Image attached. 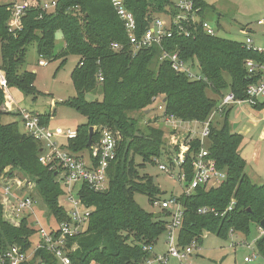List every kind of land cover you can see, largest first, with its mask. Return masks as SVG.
I'll use <instances>...</instances> for the list:
<instances>
[{"label": "trees", "instance_id": "1", "mask_svg": "<svg viewBox=\"0 0 264 264\" xmlns=\"http://www.w3.org/2000/svg\"><path fill=\"white\" fill-rule=\"evenodd\" d=\"M26 1L28 7L21 17V28L16 30H10L7 23L12 3L0 4V68L5 71L7 86L33 98L40 94L34 86L35 72L23 69L26 49L31 43H35L40 60L61 58L62 65L68 56L76 55L78 62L70 74L76 94L65 103L84 116L86 122L76 126L75 138L62 146L74 154L89 152L86 143L91 126L94 128L91 144L98 141L101 128L119 134L116 156L107 169V188L91 191L85 183L80 188L78 194L82 203L92 212L85 230L68 240L72 249L68 256L72 264H141L150 255L144 247L153 248L165 232L167 220L161 217H168V213L162 211L155 218L156 214L140 208L134 200V193L142 192L153 204L158 194L153 178L137 172L134 157L140 156L143 162L150 160L161 155L164 146L163 130L150 123L139 126L144 111L153 104L154 96L160 95L162 117L166 120L173 117L182 122L202 123L223 95L231 93L236 98H246L248 84L259 80L262 74L250 73L245 62L249 59L263 65L264 53L246 48L244 41L230 40L217 32L209 36L199 27L194 38L173 33L160 44L139 49L132 56L123 22L116 15L111 0H57L52 10H43L41 0ZM195 2L200 8V18L205 19L204 12L213 7L206 0ZM124 4L134 15L138 26L136 34H139L151 18L165 11L168 0H124ZM57 32L63 37L64 46L55 55ZM113 42L123 47L114 51L110 46ZM163 51L177 52L181 59L196 63L202 78L193 81L176 72L169 61L159 60ZM99 70L101 81L97 79ZM207 89L216 98L209 97ZM90 92L98 98L85 100V93ZM230 107L221 111L224 118L218 128L213 120L210 122L206 146L218 168L225 170L226 178L216 187L198 186L190 195L177 197L184 208L177 232L178 244L182 247L192 240L201 244L205 230L218 237H226L230 231L247 235L252 224L259 227L264 218V184L255 183L244 172L246 163L239 152L241 135L233 131L227 121ZM252 107L263 110L264 100ZM4 114L18 115L15 106L8 109L0 87V173L8 178L21 174L33 181L47 210L57 223L62 222L67 217V206L64 208L60 202L65 196L57 180L59 169L42 165L38 160L41 143L24 132L23 127L21 130L15 119L3 123ZM49 116L38 114L42 125L47 126ZM184 145L189 148L180 169L187 184L192 179V157L201 144L199 138H193L187 139ZM175 148L177 150L178 146ZM168 160L174 163L172 158ZM231 200L233 208L226 211ZM204 206L213 208L215 213H198ZM30 216L15 218L0 203V252L15 245L25 251L31 248L30 236L37 233V229ZM255 247L264 258V235L257 237ZM56 262L52 253L39 249L22 264Z\"/></svg>", "mask_w": 264, "mask_h": 264}, {"label": "built area", "instance_id": "2", "mask_svg": "<svg viewBox=\"0 0 264 264\" xmlns=\"http://www.w3.org/2000/svg\"><path fill=\"white\" fill-rule=\"evenodd\" d=\"M57 0H41L40 6L43 10H52L56 7ZM26 0L14 1L11 5V14L8 19V27L10 30L21 28V17L24 14L27 6ZM111 4L115 10L116 15L122 20L124 29L128 38V45L132 56L136 55L139 49L150 48L153 44H160L164 38L170 37L173 33L180 34L186 37H195V31L201 29L209 36H215L218 26H213L206 18L202 19L199 15V7H196L195 0H168L167 8L164 12L151 18L149 25L136 34L138 28L136 19L133 13L126 7L124 0H111ZM258 24H264V18L258 21ZM252 39L249 35L244 40L245 47L257 50L264 53L263 48H254ZM111 49L114 51L120 50L123 45L111 43ZM159 60L169 61L170 66L178 73L185 74L189 80L197 81L202 78L197 65L194 62H189L180 58L177 52L163 51L159 56ZM45 60L41 59L38 64L41 66L45 64ZM246 68L250 73L261 72L259 80L249 83L245 89V99H239L231 93L223 95L217 107L212 111L211 115L201 124V132L199 135V142L201 144L200 150L192 157V179L183 188V194L186 196L193 193L198 186H212L219 184L226 178L224 169L218 168L216 160H214L206 145L204 139H207L210 133L209 124L213 120L212 115L221 113L223 109L233 106L234 104H247L248 106L255 105L258 101L264 100V64H254L251 60L245 62ZM98 81L102 80L101 71L97 73ZM0 87L4 90L5 102L8 109L14 107V99L7 86L5 71L0 68ZM19 118H21L24 132L30 133L33 137L41 143V151L39 155V162L48 165L50 169H59L57 180L63 186L65 201L67 202L66 219L57 223V226L52 229L43 228L41 222L33 211V204L35 201L29 196H21L20 190L17 189L13 178L5 177L0 173V190L7 197L3 203L5 209L12 213L13 217L21 218L27 215H33V225L37 229L38 240L31 251L22 250L15 245L9 249L0 252V264H22L29 261L36 250L45 249L53 254L57 259L56 264H72L68 254L72 250L68 246V240L77 236L80 232L85 230L86 223L91 215V208L84 206L81 197L78 194L82 184H86L91 191H104L108 186L107 169L109 162L116 156V144L119 134L106 128H101L100 137L97 142L91 144L90 151L86 153H71L61 144L57 142V137L62 136L65 140L74 139L76 132L66 130L63 133L51 132L46 125H42L40 117L37 113L25 110L20 107H15ZM162 109V105L158 106ZM173 117L167 118V121ZM184 152L180 153L174 160L179 166V177L185 181L184 173L180 169L183 161ZM159 168L165 172L169 171L165 165L160 164ZM154 204H159V207L168 213V219L165 223V246L164 252L155 253L152 247L147 246L144 249L150 252V255L143 260L141 264H169L171 260H176L177 264H188L187 261L190 255L199 249V243L192 240L189 245L182 247L178 244L177 232L181 226V219L184 208L177 197H170ZM234 201L231 200L226 211L231 210ZM207 212H214L213 208L202 207L198 213L204 214ZM259 236L264 235V228L258 227ZM229 233H233L230 231ZM257 236V237H259ZM256 237V239H257ZM254 245L248 244L247 248L252 250L251 257H244L245 262H250L258 255L255 241ZM30 258V259H29ZM93 264V263H91Z\"/></svg>", "mask_w": 264, "mask_h": 264}, {"label": "rangeland", "instance_id": "3", "mask_svg": "<svg viewBox=\"0 0 264 264\" xmlns=\"http://www.w3.org/2000/svg\"><path fill=\"white\" fill-rule=\"evenodd\" d=\"M19 0H0L1 5H7ZM213 8L207 9L204 12V17L213 25H217L218 35L243 42L247 35L252 39L251 45L254 48L264 47V24H258L259 20L264 18V0H206ZM247 29L249 31H247ZM247 31V32H246ZM56 40L53 52L55 55L64 46L63 37L60 33H56ZM26 60L23 69L35 72L36 77L34 86L40 94L35 98L33 95H25L20 90L12 87L10 92L15 100L19 103V107L29 110L33 113L43 115L49 114L50 119L47 127L51 132L63 133L66 130L75 132L76 126L86 122V118L78 111L65 103L71 97H74L76 90L71 83L70 74L73 67L78 62V56L71 55L66 58V61L61 65V58L45 60V64L39 65L40 60L36 53L35 43H31L26 49ZM1 62V55H0ZM196 65V63H195ZM227 77V75H226ZM228 79V77H227ZM206 94L209 97L216 98L213 93L207 89ZM93 92L85 93V100L90 101L97 97ZM161 96H154L153 104L149 107V112L144 113L140 127L149 124L159 127L164 132L163 149L160 150L161 155L151 158L147 161H142L141 157L136 155L134 162L137 165L139 175H148L153 178L158 189L156 195L158 202L163 199H168L172 196L180 197L183 195L185 181L179 177V166L176 163L171 164L169 158L174 160L182 152H187L188 145H184L188 139L199 138L202 130L201 124L196 121L182 122L175 118L169 121L162 117V109L157 106L160 104ZM227 121L230 127L237 124L236 131L241 135L240 150L242 158L245 160V174L248 175L255 183L264 184V113L254 109L247 104H234L227 111ZM138 116L139 114H133ZM2 122L9 123L15 119L19 122V128L22 130V124L18 115L8 116L2 115ZM213 125L218 128L223 121L220 113L212 115ZM146 123V124H145ZM234 131V128H232ZM59 144H65L64 137H57ZM204 144L207 146V139H204ZM175 145L178 146L176 150ZM84 151L83 153H86ZM178 153V154H177ZM163 164L169 168L165 172L159 168ZM15 181L17 189L20 190L21 196H31L35 203L33 211L38 217L43 228L52 229L57 226L54 216L47 210L41 197L38 195L33 181H28L21 174L14 175L11 179ZM217 185L206 186L216 187ZM7 197L0 190V203H4ZM136 204L147 212L157 214L163 210L159 204H152L146 193H134ZM61 204L65 208L67 202L65 198H61ZM34 220V216H30ZM161 219L167 220L168 217L162 216ZM35 228V227H34ZM259 236L258 227L255 224L249 229L247 235L241 232H233L227 234L226 237H218L214 233L206 231L201 238L199 249L190 255L188 264H264V258L259 254L250 262H245L244 257H251L252 250L247 248L248 244L254 245V240ZM165 234L162 233L157 239V245L152 248L154 252L159 249L165 250ZM38 234L35 232L30 236L34 248ZM32 256V255H31ZM31 258V257H30ZM29 258V259H30ZM169 264H177L176 260H171Z\"/></svg>", "mask_w": 264, "mask_h": 264}, {"label": "water", "instance_id": "4", "mask_svg": "<svg viewBox=\"0 0 264 264\" xmlns=\"http://www.w3.org/2000/svg\"><path fill=\"white\" fill-rule=\"evenodd\" d=\"M148 112H149V109H147V110L144 111L145 114L148 113ZM235 126L236 125L233 124V127L232 128L235 129ZM93 129H94L93 126L89 127V129H88L89 135H88V140H87V143H86V146L87 147H90L91 146V139H92V136H93V133H94ZM183 156H185V154H183ZM158 216H159V213H157L155 215V218H157ZM260 225L264 228V218L260 221ZM37 264H40V263H37Z\"/></svg>", "mask_w": 264, "mask_h": 264}, {"label": "crops", "instance_id": "5", "mask_svg": "<svg viewBox=\"0 0 264 264\" xmlns=\"http://www.w3.org/2000/svg\"><path fill=\"white\" fill-rule=\"evenodd\" d=\"M247 31H249V30L247 29ZM247 31H246V32H247ZM13 99H14V102H15L14 106H15V107H19V103L15 100L14 97H13ZM249 106H250V105H249ZM230 108H232V106H231ZM260 111H262V112L264 113V109H263V110H260ZM236 126H237V124H236ZM236 126H235V129H234V130H236ZM238 133H239V132H238ZM66 142H67V141H66ZM61 145H62V144H61ZM239 148H240V147H239ZM239 152H240V154H241V150H240V149H239ZM241 157H242V154H241ZM249 178H250V177H249ZM250 179H251V178H250ZM156 245H157V244H156ZM156 245H155V246H156ZM155 246H154V247H155ZM154 247H153V248H154ZM164 251H165V250H161V249L158 250V252H164ZM153 252H154V250H153ZM158 252L155 251V253H158Z\"/></svg>", "mask_w": 264, "mask_h": 264}]
</instances>
